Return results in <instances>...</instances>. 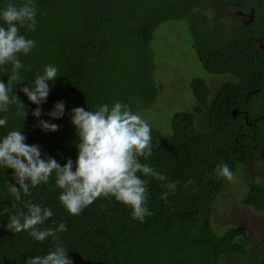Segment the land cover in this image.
Segmentation results:
<instances>
[{"label":"trees","instance_id":"trees-1","mask_svg":"<svg viewBox=\"0 0 264 264\" xmlns=\"http://www.w3.org/2000/svg\"><path fill=\"white\" fill-rule=\"evenodd\" d=\"M37 4L39 25L27 35L38 45L30 56L21 57L27 66L24 77L31 82L46 64L59 67L61 76L41 106L47 113L56 102L65 101V116L53 121L59 130L33 127L31 111L36 105L19 91L27 81L16 92L29 112L22 128L27 143L39 144L61 164L77 156L68 115L72 108L123 100L144 115L143 110L155 104L158 87L151 43L164 22L186 20L191 47L204 71L229 76L214 93L204 77L191 78L196 104L174 111L165 131L152 125L154 143L159 144L148 162L176 181L177 191L165 201L166 189L151 179L148 206L154 215L144 222L133 220L130 209L114 198H99L81 215L72 216L59 202L54 179L25 197L50 205L55 212L51 219L67 223L62 238L75 264H264V240L257 239L252 247L243 227H219L211 214L228 185L215 174L216 165L227 162L237 172L241 163L260 154L259 145L264 148V91L259 88L264 85V56L248 29L234 25L225 14L230 7L255 6L256 0H37ZM0 79L6 83L7 75ZM243 109L250 121H258L257 127L244 120ZM7 115L9 124L0 129V136L22 126L14 106ZM12 171L0 169V264H25L29 256L45 254L52 244L7 229L8 214L23 207L7 192ZM189 179L194 184L185 188ZM241 202L264 210V184H248ZM237 235L241 239L234 243Z\"/></svg>","mask_w":264,"mask_h":264},{"label":"clouds","instance_id":"clouds-1","mask_svg":"<svg viewBox=\"0 0 264 264\" xmlns=\"http://www.w3.org/2000/svg\"><path fill=\"white\" fill-rule=\"evenodd\" d=\"M0 4V76L7 75L6 83L0 79V129L7 128V113L13 106L15 115L22 120L21 127L0 136V169L13 170V182L7 181V192L23 205L8 214L6 227L12 233L26 232L39 243L51 241L52 246L45 254L29 256L25 264H75L62 238L68 231L67 223L51 219L55 212L50 205L25 199L31 196L33 189L49 185L54 179L59 202L72 216L81 215L99 198H114L130 209L133 220L144 222L146 217L154 215L148 206L150 180L162 183L166 189L162 193L165 201L169 194L176 193L177 182L169 180L164 171L148 162L159 144L154 143L153 126L148 118L134 110L132 103L123 100L70 110L68 115L76 133L75 160L69 157L61 164L39 144L27 143L22 128L29 112L17 95V87L27 81L19 91L36 105L31 111L36 119L33 127L56 132L60 125L53 121L65 116V101L56 102L47 113L41 106L47 102L52 86L61 76L60 69L46 64L33 81L25 79L27 66L21 57L30 56L38 45L35 38L27 35L37 31L39 25L37 0H0ZM42 115L49 119H42ZM214 172L226 182H235L237 178L227 162L217 164ZM193 184L189 179L184 187ZM240 239L237 235L233 242Z\"/></svg>","mask_w":264,"mask_h":264},{"label":"rangeland","instance_id":"rangeland-1","mask_svg":"<svg viewBox=\"0 0 264 264\" xmlns=\"http://www.w3.org/2000/svg\"><path fill=\"white\" fill-rule=\"evenodd\" d=\"M230 18L238 19L233 10H226ZM151 46L155 50L154 77L158 87L155 104L143 110L152 125L165 131L171 114L190 109L196 100L189 85L191 78L202 76L212 93L228 75H212L204 71L191 47V36L184 19L168 20L154 32ZM235 182L228 181L226 192L220 195L211 214L219 227L241 226L252 244L264 240V210L258 211L241 202V196L251 182L264 184V149L238 168Z\"/></svg>","mask_w":264,"mask_h":264},{"label":"flooded vegetation","instance_id":"flooded-vegetation-1","mask_svg":"<svg viewBox=\"0 0 264 264\" xmlns=\"http://www.w3.org/2000/svg\"><path fill=\"white\" fill-rule=\"evenodd\" d=\"M227 10H233L236 13L238 19L233 18L235 20L234 25L242 24L248 29V31L250 32L253 38L254 43L256 44L257 48L261 51L262 55L264 56V0H256L255 6L253 4H244L242 7H230ZM214 12L215 14H217L218 10H215ZM259 88L264 91V85L263 87H259ZM254 90L255 89L247 92L246 96H248V93ZM262 97L264 98V94H262ZM242 112L245 113L244 120L248 122L250 125L257 127L258 121L256 122L249 120L248 110L243 109ZM233 113L234 114L232 115L235 116L237 111L233 110ZM260 117H263V115H261ZM252 147L255 149L256 144H253ZM258 149H259L258 153L261 154L264 148L259 145Z\"/></svg>","mask_w":264,"mask_h":264},{"label":"water","instance_id":"water-1","mask_svg":"<svg viewBox=\"0 0 264 264\" xmlns=\"http://www.w3.org/2000/svg\"><path fill=\"white\" fill-rule=\"evenodd\" d=\"M235 112V111H234ZM234 114V113H233Z\"/></svg>","mask_w":264,"mask_h":264}]
</instances>
